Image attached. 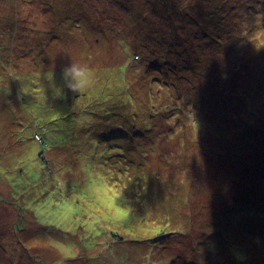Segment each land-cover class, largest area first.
Instances as JSON below:
<instances>
[{
    "label": "rangeland",
    "instance_id": "374dc122",
    "mask_svg": "<svg viewBox=\"0 0 264 264\" xmlns=\"http://www.w3.org/2000/svg\"><path fill=\"white\" fill-rule=\"evenodd\" d=\"M263 125L264 0H0V264H264Z\"/></svg>",
    "mask_w": 264,
    "mask_h": 264
},
{
    "label": "clouds",
    "instance_id": "9594fccd",
    "mask_svg": "<svg viewBox=\"0 0 264 264\" xmlns=\"http://www.w3.org/2000/svg\"><path fill=\"white\" fill-rule=\"evenodd\" d=\"M93 77L94 73L91 68L79 63L71 62L62 70L64 87L74 94H79L88 89L93 83Z\"/></svg>",
    "mask_w": 264,
    "mask_h": 264
},
{
    "label": "trees",
    "instance_id": "16d2710c",
    "mask_svg": "<svg viewBox=\"0 0 264 264\" xmlns=\"http://www.w3.org/2000/svg\"><path fill=\"white\" fill-rule=\"evenodd\" d=\"M205 91H207V88L205 89ZM233 94H234V92H232ZM233 96V95H232ZM239 121V120H238ZM241 121V120H240ZM134 125V121L133 120H131V122L127 125H125V127H127V129H129V131H130V127H134L133 126ZM242 126H243V121H242ZM248 128V127H247ZM254 131H255V129H254ZM259 131V129L256 131V133ZM260 131H264V125L262 126V128H261V130ZM260 131H259V133H260ZM136 134V136H133V134L132 133H129L128 132V135L130 136V137H134V138H137L138 139V136H137V134H138V131L137 132H135ZM140 133L142 134V132L140 131ZM132 136H131V135ZM116 135V134H115ZM34 136H36L35 137V139L38 141V142H41L42 141V137L38 134V133H35V135ZM116 136H120V135H116ZM264 135H262V138L261 139H259V141H260V144H261V142H262V140H263V143L262 144H264V137H263ZM127 143V142H126ZM136 144H135V146H134V148L133 149H135V150H132L131 149V143H127V145L125 146L126 147V150H129L130 152L131 151H133V153L135 152V151H137V149H138V143L137 142H135ZM71 145H73L74 143H70ZM262 144H261V146H262ZM139 155H135V157H138ZM140 157V156H139ZM262 173V178H261V182L259 181L258 183H259V185L260 186H262V182H264V170L263 171H261ZM262 188H264V186H262ZM261 251V253H262V255L264 254V251L263 250H260ZM245 257H250L249 259L250 260H256L254 257H253V255L252 254H250L249 256L247 255V256H245ZM247 264H254V263H251L250 261H247L246 262Z\"/></svg>",
    "mask_w": 264,
    "mask_h": 264
}]
</instances>
